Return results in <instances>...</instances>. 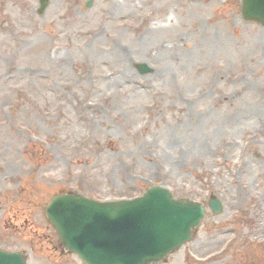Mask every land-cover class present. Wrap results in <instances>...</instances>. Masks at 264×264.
I'll return each instance as SVG.
<instances>
[{
  "label": "rangeland",
  "instance_id": "374dc122",
  "mask_svg": "<svg viewBox=\"0 0 264 264\" xmlns=\"http://www.w3.org/2000/svg\"><path fill=\"white\" fill-rule=\"evenodd\" d=\"M87 1L0 0V247L84 264L56 195L164 185L207 212L160 264H264V25L241 0Z\"/></svg>",
  "mask_w": 264,
  "mask_h": 264
},
{
  "label": "water",
  "instance_id": "95a60500",
  "mask_svg": "<svg viewBox=\"0 0 264 264\" xmlns=\"http://www.w3.org/2000/svg\"><path fill=\"white\" fill-rule=\"evenodd\" d=\"M43 14L50 0H39ZM93 0H88L90 8ZM246 20L264 25V0H242ZM145 73L146 64L139 66ZM209 205L220 214L224 205L213 196ZM206 214L201 202L176 198L165 186H152L133 199L99 201L81 193L55 196L46 215L62 246L85 264H155L189 242ZM0 264H27L22 252L0 248Z\"/></svg>",
  "mask_w": 264,
  "mask_h": 264
}]
</instances>
